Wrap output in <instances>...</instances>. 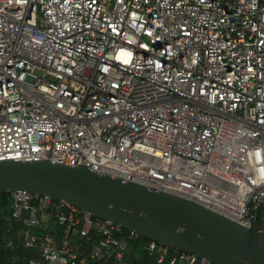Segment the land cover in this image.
<instances>
[{"label":"built area","instance_id":"built-area-1","mask_svg":"<svg viewBox=\"0 0 264 264\" xmlns=\"http://www.w3.org/2000/svg\"><path fill=\"white\" fill-rule=\"evenodd\" d=\"M136 182L248 225L264 201V0H0V161ZM24 264L124 260L138 235L64 200L10 192ZM78 241L59 242L54 225ZM66 236V235H65ZM152 263L217 264L147 241ZM85 256L79 257L84 263Z\"/></svg>","mask_w":264,"mask_h":264},{"label":"water","instance_id":"water-1","mask_svg":"<svg viewBox=\"0 0 264 264\" xmlns=\"http://www.w3.org/2000/svg\"><path fill=\"white\" fill-rule=\"evenodd\" d=\"M18 189L67 201L139 237L217 264H264V201L251 207L250 223L242 225L193 200L84 165L49 159L0 161V193Z\"/></svg>","mask_w":264,"mask_h":264},{"label":"trees","instance_id":"trees-1","mask_svg":"<svg viewBox=\"0 0 264 264\" xmlns=\"http://www.w3.org/2000/svg\"><path fill=\"white\" fill-rule=\"evenodd\" d=\"M10 200L11 196L9 192L0 193V264H24L25 260L31 256V252L24 248L17 240V244L15 247L6 249L3 246V239L1 235L2 229L6 225V221L2 218V215H7L10 212ZM124 231H126L124 229ZM54 233L56 235V239L60 242L62 240L63 235L65 234L64 227L59 226L57 224L54 225ZM67 234V232H66ZM66 237V236H65ZM98 236L94 235L92 236V240L82 242V245L78 248L79 257L85 256L86 261L84 263L79 262V257L74 262H69L66 264H88V262L91 260V258L86 254L88 249H90L91 242L94 240H97ZM131 240H135L136 242L140 243L141 245L145 246L146 242L149 241L145 237H135V238H129L128 243ZM145 249V248H144ZM145 251V250H144ZM144 258L141 261L135 262L131 261L127 258L126 254L124 256V260L131 264H144V263H152L156 260V254H148L145 251V254L143 253ZM144 262V263H143ZM98 264H115L113 257H109L104 262H97ZM162 264H169V254L163 259Z\"/></svg>","mask_w":264,"mask_h":264},{"label":"crops","instance_id":"crops-1","mask_svg":"<svg viewBox=\"0 0 264 264\" xmlns=\"http://www.w3.org/2000/svg\"><path fill=\"white\" fill-rule=\"evenodd\" d=\"M65 235H66V238H68V241H69L70 245L75 246L77 244L78 238H77V235L73 232L72 229H71V231H69V229H68L67 230V234L65 232L63 237H65ZM63 237H62V239H63ZM144 250L145 249H144L143 245H141L140 243L136 242L135 240H131L128 243L127 251L125 252V254H126L127 258L130 260V262L131 261L138 262V261H141V260L145 259L144 255H143V253L145 254ZM86 254L89 256V249L86 252ZM90 261H92V259Z\"/></svg>","mask_w":264,"mask_h":264}]
</instances>
